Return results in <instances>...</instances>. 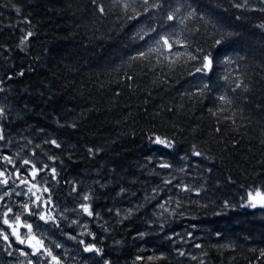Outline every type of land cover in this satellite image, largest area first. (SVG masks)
Listing matches in <instances>:
<instances>
[{
	"label": "trees",
	"instance_id": "1",
	"mask_svg": "<svg viewBox=\"0 0 264 264\" xmlns=\"http://www.w3.org/2000/svg\"><path fill=\"white\" fill-rule=\"evenodd\" d=\"M0 108V156L100 264H264V0H0Z\"/></svg>",
	"mask_w": 264,
	"mask_h": 264
},
{
	"label": "rangeland",
	"instance_id": "2",
	"mask_svg": "<svg viewBox=\"0 0 264 264\" xmlns=\"http://www.w3.org/2000/svg\"><path fill=\"white\" fill-rule=\"evenodd\" d=\"M14 112L17 114L16 110H14ZM3 157L4 156H0V171H4L5 176L9 180L7 185H0V197H2V199H0V230L8 236L7 241L0 236L1 249L5 252H0L1 256L4 255L3 259H5L8 264H54L52 256H55L60 264H91L93 261L100 264L99 260L96 259L98 256L96 251H84L88 242L85 243L83 238L78 236V232L74 234L65 233V223L56 227L57 223L54 222L53 215L49 209V203H47L43 197L41 201L37 202L40 205L39 207L32 203V201L35 200V196L31 194L25 195L29 185L20 183L21 178H17L16 176V170L18 168L14 167V163L10 164L12 168L14 167L13 170H6L8 167H6L7 164L6 161L2 159ZM27 170L31 172V169L27 168ZM0 179H3V177H0ZM33 191L36 190L33 189ZM5 192L9 193V195L5 196ZM252 192L255 193V191ZM37 195H40V193L37 192ZM246 197L248 198V193ZM24 204H28L29 208L32 209V218H30V214L24 212L21 207ZM81 204H85L84 200H78L70 209L76 213H83ZM8 208H11L12 212L9 213L7 219L13 227H16V215L23 213L20 215V226L17 228V231L21 238L27 240L28 243H19L15 236L12 235V228L3 223V219L5 218L3 213L6 212ZM41 214L45 216L50 215L52 219L41 220L39 218ZM25 225H31L30 235V230ZM85 225L88 226V218L85 221ZM82 230H84V226H82L81 231ZM73 237L75 239H73ZM37 241H40L43 247H40ZM81 241H83V243H81ZM30 245L40 247V251L33 254L34 249ZM56 245H60V247H56ZM89 245L93 244L89 243ZM47 251H51L52 256H48ZM22 252L26 253V255H22ZM8 254L10 255L8 256Z\"/></svg>",
	"mask_w": 264,
	"mask_h": 264
},
{
	"label": "snow or ice",
	"instance_id": "3",
	"mask_svg": "<svg viewBox=\"0 0 264 264\" xmlns=\"http://www.w3.org/2000/svg\"><path fill=\"white\" fill-rule=\"evenodd\" d=\"M92 2L95 3L96 0H92ZM145 3H147V0H145ZM125 7H127V5H125ZM99 10H100V12L104 11L103 8H100ZM17 11H19V10L17 9ZM168 19L172 20V19H174V17L173 16H169ZM32 35H33V33L31 31H29L24 36H22V38L20 39V45L21 46L26 45L27 41L29 40V38ZM161 39L163 40L164 45H167L169 48L172 47V43L169 42L168 38L161 37ZM221 42H222L221 40H217L216 41L217 44H220ZM140 55H144V54L141 53ZM193 58L195 59V57H193ZM211 65H212V60L210 59L209 56H205L204 57L203 67L201 69H197V71H202L203 69L210 68ZM22 74L23 73H20V75H22ZM237 87H240V85L238 84ZM221 99H224V98L221 97ZM3 113H4L3 108H0V116H2ZM0 139H3L2 135H0ZM152 142L156 143V144L164 145L165 147H171L172 146L171 142H169V141H167L165 139H161L160 137H156L155 140L152 141ZM51 143L52 144H56V141L53 140V141H51ZM56 146L59 147V145H56ZM89 151H91V150H89ZM195 155H200V153L197 152V153H195ZM2 159L4 161H6L8 164H12L13 163V160H12L11 157L4 156ZM50 159H52V158H50ZM30 164H31L30 160H24L22 162V167L25 166V165H30ZM46 167L47 166H45V168ZM161 167H169V165L162 164ZM44 170H45L44 168L37 169L35 164H31V172L29 173V175L31 176L32 181H34L36 179V177H37L39 172H42ZM20 171L21 170L19 168L16 170L17 178H20ZM51 172H52V178H55L56 170L53 168V169H51ZM0 177H3V179H0V185H7L9 183V180L5 176V172L4 171H0ZM20 183L29 185L28 191H27V193H25V195L31 194L32 196H35V200L32 201V203L35 204L37 207H39L40 205L37 202L42 200V196L41 195H37V192L41 191L40 187L37 184H35V183H31L27 177L21 178L20 179ZM165 183H171V182L170 181H165ZM33 189H35L36 191H33ZM42 191L43 192H47L48 188L45 187V188L42 189ZM7 195H9V193L5 192V196H7ZM0 199H2V197H0ZM83 199L85 201H87L89 199V197L86 195V196L83 197ZM47 203H51L50 198L47 201ZM240 206L241 207H250V208H256L257 206H259L261 208H264V192H261L259 189H257L255 191V193H253L252 191H249L247 200H245ZM21 207L23 208L24 212H27L30 215L33 214V211H32L31 208H29L28 204H24ZM225 207H230V205L228 204L227 201L225 202ZM81 208H82L83 212L87 213L89 216L92 215V212L90 211L89 206L87 204H81ZM11 212H12V209L8 208V210L3 213V216L5 217L3 219V223L12 228V235L15 236L16 240L19 243H21V244L28 243L27 240L21 238V236L18 234V231H17V228L20 226V215H22L23 213H20V214L16 215V217H15L16 227H13V225L10 224L9 220L7 219L9 213H11ZM39 218L41 220H51L52 219V217L50 215L45 216L44 214H41L39 216ZM25 226L29 228V230H30L29 231V235H30L31 234V225H25ZM143 235H144V233H140V236H143ZM189 235H191V234H189ZM217 235H219V233ZM0 236H2L5 241L8 240V236L5 235L2 230H0ZM33 239H34V237H33ZM73 239H75V238L73 237ZM81 243H83V241H81ZM37 244H39L40 247H43V245H42V243L40 241H37ZM30 246H32L33 249H34V253L33 254H35L36 252L40 251V247H36V245H30ZM56 247H60V245H56ZM197 247H200V245H197ZM84 251H86V252L96 251L99 254L100 249L95 248L94 245H87V246H85ZM21 254L22 255H26V253H23V252ZM47 255L48 256H52L51 251H47ZM180 255H184V253L181 252ZM261 255L264 256V252H262ZM137 259H139V257ZM193 259H196V258L193 257ZM52 261L54 262V264H60L59 260L55 256H52ZM105 264H109V262L105 261Z\"/></svg>",
	"mask_w": 264,
	"mask_h": 264
}]
</instances>
